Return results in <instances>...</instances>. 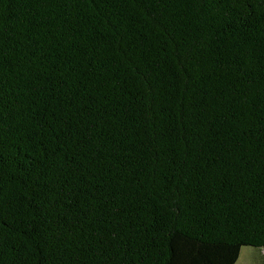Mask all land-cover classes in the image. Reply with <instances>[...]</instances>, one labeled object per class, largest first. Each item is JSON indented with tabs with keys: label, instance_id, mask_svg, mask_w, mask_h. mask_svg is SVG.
<instances>
[{
	"label": "trees",
	"instance_id": "trees-1",
	"mask_svg": "<svg viewBox=\"0 0 264 264\" xmlns=\"http://www.w3.org/2000/svg\"><path fill=\"white\" fill-rule=\"evenodd\" d=\"M244 248L264 253V0H0V264Z\"/></svg>",
	"mask_w": 264,
	"mask_h": 264
},
{
	"label": "crops",
	"instance_id": "crops-1",
	"mask_svg": "<svg viewBox=\"0 0 264 264\" xmlns=\"http://www.w3.org/2000/svg\"><path fill=\"white\" fill-rule=\"evenodd\" d=\"M242 254H243V250H242L240 259L242 257ZM240 259H239V261H240ZM251 259H252V261H251L252 264H263V262H264V253L262 251H260V250L253 249V251L251 252ZM239 261L237 262V264L239 263Z\"/></svg>",
	"mask_w": 264,
	"mask_h": 264
},
{
	"label": "rangeland",
	"instance_id": "rangeland-1",
	"mask_svg": "<svg viewBox=\"0 0 264 264\" xmlns=\"http://www.w3.org/2000/svg\"><path fill=\"white\" fill-rule=\"evenodd\" d=\"M253 251L252 248H244L242 257L238 264H252L251 261V252Z\"/></svg>",
	"mask_w": 264,
	"mask_h": 264
}]
</instances>
